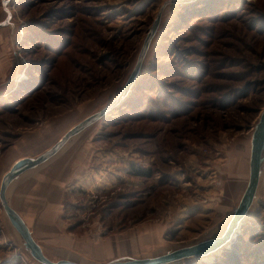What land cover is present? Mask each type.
Returning <instances> with one entry per match:
<instances>
[{"label": "rangeland", "instance_id": "374dc122", "mask_svg": "<svg viewBox=\"0 0 264 264\" xmlns=\"http://www.w3.org/2000/svg\"><path fill=\"white\" fill-rule=\"evenodd\" d=\"M163 1L13 0L16 23L0 28V178L122 88ZM172 8L128 94L82 134L94 145L91 167L63 216L66 235L82 240L151 232L153 242H137L140 257L197 241L238 201L264 107V0ZM216 178L224 194L213 209ZM262 194L228 245L175 264H264ZM0 264H38L16 244L1 204Z\"/></svg>", "mask_w": 264, "mask_h": 264}, {"label": "water", "instance_id": "95a60500", "mask_svg": "<svg viewBox=\"0 0 264 264\" xmlns=\"http://www.w3.org/2000/svg\"><path fill=\"white\" fill-rule=\"evenodd\" d=\"M191 1L193 0L163 1L144 38L135 66L125 84L114 96L112 95L108 99V103L104 107L72 124L43 150L17 156L1 175L0 204L16 244L29 259L38 264H175L191 259L204 260L228 245L229 240L241 223L256 213L264 188V107L260 111L259 119L252 127L249 175L241 196L237 202L228 205L229 209L197 241L180 244L150 256L140 257L134 253V251L139 252V247L137 248L136 245L153 242V237L149 235L151 232H142V228L135 229L130 234H116L108 239H103L99 233H95L91 241L67 236L66 231L71 227L63 220L65 207L70 203L67 191L65 195L63 193L62 199H38L33 203V206L29 200H26L27 198L24 200L15 199L16 190L23 182L34 176L40 178L37 172L43 171L70 147L76 150L78 155H86V168L88 170L91 167L94 145L91 144L86 135L82 134L88 133L87 130L101 123L107 113L128 94L146 64L149 50L159 29L162 26L163 28L166 27V23L163 24V19L167 9L169 7L171 9H173L172 7L180 8ZM0 4L4 12V17L0 20V28L15 25L13 0H0ZM4 62L5 65L6 61ZM0 65L2 66V64ZM47 131L44 135L51 136ZM43 132L45 133V129ZM34 136H39V134L34 133ZM60 171L57 170V172ZM73 178H71L72 181ZM51 180L53 181V177L40 178V190H46V194L50 191L55 194L51 189L53 186ZM217 182L218 179L216 178L212 184L216 194L209 196L207 201L211 204L214 203V208L213 206L210 207L213 209H216L220 204L224 194L222 183L217 185ZM58 194L61 193L58 192ZM50 201L58 203V205L47 206V208L40 205V203L45 202L48 204ZM40 211H46V213H39ZM63 240L73 242L68 244L67 242L64 243ZM47 247H52L51 250L60 252L63 256L56 259L52 258L48 255ZM66 253L68 255L64 256ZM71 253L77 254L78 257L71 256Z\"/></svg>", "mask_w": 264, "mask_h": 264}, {"label": "crops", "instance_id": "0c3cea01", "mask_svg": "<svg viewBox=\"0 0 264 264\" xmlns=\"http://www.w3.org/2000/svg\"><path fill=\"white\" fill-rule=\"evenodd\" d=\"M86 155H78L76 150H73L72 147L68 148L65 153L59 156L55 161L49 164L43 171L40 170L38 175L40 178L53 177L51 189H53L54 193L50 191L48 194L45 193L46 190H40L41 184L39 183L40 178L38 176L31 177L23 182L18 189L16 190L15 199H26L30 201L31 206L33 203L38 199H62L63 193L71 192L74 185L79 182L85 175H87L89 169L87 170ZM57 170H61L57 172ZM74 177V178H73ZM71 178L74 180L72 181ZM61 193V194H58ZM20 195V196H19ZM16 202V201H15ZM39 205V204H38ZM41 206H56L58 203L55 202H48V204L40 203ZM39 205V206H40ZM30 206V208H32ZM67 207V205H66ZM65 207V209H66ZM26 212V211H24ZM37 213V211H34ZM39 213H46V211L39 212ZM64 219V218H63Z\"/></svg>", "mask_w": 264, "mask_h": 264}, {"label": "trees", "instance_id": "16d2710c", "mask_svg": "<svg viewBox=\"0 0 264 264\" xmlns=\"http://www.w3.org/2000/svg\"><path fill=\"white\" fill-rule=\"evenodd\" d=\"M133 172L136 173V174H139V175H147L141 169H135Z\"/></svg>", "mask_w": 264, "mask_h": 264}]
</instances>
